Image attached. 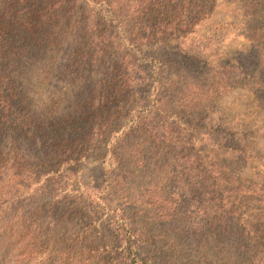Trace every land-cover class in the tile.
<instances>
[{
	"label": "trees",
	"instance_id": "16d2710c",
	"mask_svg": "<svg viewBox=\"0 0 264 264\" xmlns=\"http://www.w3.org/2000/svg\"><path fill=\"white\" fill-rule=\"evenodd\" d=\"M213 1L0 0V197L15 196L34 185L38 190L44 188L39 179L30 180L32 174L26 170L27 157L19 151L20 144L41 145L42 166L57 174L90 155L97 159L101 147L111 141L107 135L119 125L124 129L118 140L109 148L105 146L114 165L105 175L114 176L118 185H127L152 156L158 162L167 159L162 174L147 192L139 198L126 196L118 206L135 234V244H129L133 262L160 264L150 252L137 249L156 242L147 225L136 226L138 213L127 211V206L140 210L139 203H148L160 207L166 220L177 217L168 236L170 247H178L185 237L201 242L198 253L203 260L197 264H264V173L254 180L243 172L251 155L264 166V155L255 147L264 126H193L194 122H181L180 118L184 111L199 114L202 105L207 106L215 96L214 83L209 86L198 80L207 63L190 55L196 50L192 42L188 44L198 24L211 14ZM256 15L252 22L257 30L264 15ZM67 43V59L58 74L63 80L75 82L89 70L99 69L112 53L117 62L63 114H55L57 101L38 113L28 100L21 76L38 56L53 49L63 51ZM242 58V62L235 59L229 73L230 62L225 63V71L219 75L245 85L263 107L260 50L249 51L248 58ZM49 63L42 72L37 69L38 73L34 70L29 76L37 75L39 83L46 81ZM174 65L180 67L178 72H173ZM189 73L193 78H187ZM165 113H173L185 126L162 120ZM204 140L209 143L204 145ZM227 159L238 162L231 165ZM173 164L178 169L174 183L195 209L190 214L174 207V195H168ZM73 203L89 208L85 195L76 196ZM109 207L104 200V208ZM31 228L19 226L7 237H0V264H84L71 263L69 257L60 258L49 247L40 246L46 244L45 236ZM207 228L217 241L215 247L205 239ZM228 236L234 240L226 248ZM211 250L215 252L212 258L208 256ZM76 255L91 264H117V258L110 255L97 257L96 263L85 256V248Z\"/></svg>",
	"mask_w": 264,
	"mask_h": 264
},
{
	"label": "rangeland",
	"instance_id": "374dc122",
	"mask_svg": "<svg viewBox=\"0 0 264 264\" xmlns=\"http://www.w3.org/2000/svg\"><path fill=\"white\" fill-rule=\"evenodd\" d=\"M252 2L254 0L213 1L209 9H212L211 14L205 16L192 33V39L190 37L188 44L192 42L191 46L196 51H191L190 55L207 63V67L203 69L198 80L209 86L214 83L212 88L215 96L205 103L207 106L202 105L199 114L193 116L192 112H182L181 122L191 121L194 122L193 126H223V128L240 124L254 126V128L264 126V106L259 107L260 103L255 100V95L249 88L235 82V79L219 75L225 71L223 67L225 63L230 62L229 73L232 69L231 65H236V60L242 62V57L245 60L248 58L249 51L260 50L258 62L264 61V29H260L264 26V19H259L261 22L257 30L252 22L257 13L264 15V0ZM69 46L70 44L67 43L63 46V51L53 49L43 57L38 56L21 76L28 100L38 113L46 112V109L57 101L55 114L56 116L63 114L72 102L82 97L80 96L82 93L91 90L98 80L115 66L118 59L112 53L106 57L99 69L89 70L75 82L63 80L58 74L61 71V65L66 62ZM187 58H189L188 54ZM49 61L46 81L39 83L37 75L29 76L34 70L38 73L37 69L42 72L44 64ZM179 69L180 67L174 65L173 72H178ZM248 76H251V73ZM190 77L193 78L189 73L187 78ZM172 114H161L162 120L175 122L174 126H185L184 123L178 122L179 117ZM204 117L207 118L205 121ZM123 129L119 125L114 126L113 133L107 135L111 136V141L108 146H105L108 148L113 146ZM221 135L226 136L223 132ZM228 137L230 138V135L227 134L226 139ZM258 137L255 147L257 152L264 155L263 130L258 133ZM206 142L204 140L203 144L205 145ZM19 146V151L27 157L26 170L29 169V173L32 174L30 180L39 179V185L44 184V188L38 190L39 186L34 185L28 189L22 188L15 196L5 199L0 197V237H7L10 231L16 230L19 226H30L36 233H40L41 237L45 236L42 240L46 244L41 243L40 246L49 247L60 258L69 257L71 263L78 261L91 264L76 255L85 248V256L92 258L95 262L97 257L103 258L110 255L117 258V264H131V261L132 264H140L133 262L134 257L130 255L132 247H129V244L130 242L135 244V234L130 231L132 228L128 226L126 219L122 218L118 206L124 203L126 196L139 198L147 192L152 183L156 182L162 174L167 165V159L162 158L158 162L157 157L152 156L151 160L145 163L143 170L135 172L128 180V184L124 186L118 185L114 176L105 175L110 167L114 166L106 156L108 150L105 146L101 147L97 159L90 155L87 160L79 161L76 166L69 167L68 170L62 168L57 174L48 173V167L42 166L44 156L41 145L30 144L26 147L22 143ZM233 161L226 160L231 165L238 162ZM245 162L247 163L243 171L245 176L257 180L258 174L263 175L264 166L258 159L251 155ZM172 168L176 170L172 169L173 177L169 180L168 195H174L172 198L177 204L174 207L178 206L180 210L190 214L194 208L178 191L179 184L174 183L178 174L176 164H173ZM108 189L110 194L107 193ZM78 195H85L88 198L89 208L83 209L73 203V199ZM104 200L109 202V208H104ZM138 207L140 210L127 206V211L130 215L138 213L136 226L147 225L156 243L142 248H137L135 245L137 249L144 254L150 252L160 264H197L203 260L201 253H198L201 242L194 238L185 237L183 242H179L178 247H170L168 236L175 224L173 222L177 220L176 216L166 220L158 206L139 203ZM167 213L171 214L172 211ZM15 225L19 226L14 228ZM21 234L24 235V233ZM233 236L227 237L226 248L231 246L236 237ZM205 239L211 246L217 245L211 229L207 228ZM208 254L212 258L215 252Z\"/></svg>",
	"mask_w": 264,
	"mask_h": 264
}]
</instances>
